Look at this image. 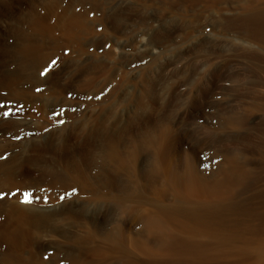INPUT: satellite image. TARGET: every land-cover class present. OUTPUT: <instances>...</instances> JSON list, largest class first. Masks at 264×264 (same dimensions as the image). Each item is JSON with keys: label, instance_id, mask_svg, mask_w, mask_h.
<instances>
[{"label": "rangeland", "instance_id": "obj_1", "mask_svg": "<svg viewBox=\"0 0 264 264\" xmlns=\"http://www.w3.org/2000/svg\"><path fill=\"white\" fill-rule=\"evenodd\" d=\"M250 1L0 0V229L18 202L47 214L32 228L45 264L83 258L74 236L103 239L117 224L133 255L150 260L131 242L150 205L85 198L135 194L138 184L153 200L165 187L171 201L170 166L182 191L196 170L204 185L189 194L204 199L231 168L241 172L229 201L196 224L200 255L164 252L159 264L249 262L237 250L264 238V36L241 18ZM107 152L127 162L114 176L120 160Z\"/></svg>", "mask_w": 264, "mask_h": 264}, {"label": "bare ground", "instance_id": "obj_2", "mask_svg": "<svg viewBox=\"0 0 264 264\" xmlns=\"http://www.w3.org/2000/svg\"><path fill=\"white\" fill-rule=\"evenodd\" d=\"M208 1H209L210 5L213 6V5H217V3H219V2L228 1V0H208ZM261 1L264 2V0H251L250 2H246L245 4L242 5L240 15H241L242 19L248 21L249 23L252 22V25L255 27L256 31L258 33L259 32L262 33L264 36V5H261ZM111 153L112 152H110V153L107 152V154H110V155L113 154V156H114V153H112V154ZM102 156H104V155H102ZM115 156H118V155H115ZM110 158H111V156H110ZM118 158H119V156H118ZM106 159H107V157H106ZM123 159H122V157L119 158L120 161L118 162V166L115 163L116 168L114 167V170L111 171L112 174L116 170L121 171V169H123V167L125 168V166H126L125 163H127V162L123 161ZM155 159H158V158H155ZM104 160H103V162H105ZM124 160H126V159H124ZM129 162L131 163V160ZM158 163H159L158 161L154 160L152 167L157 169V167L159 165ZM123 165H125V166H123ZM159 166H161V165H159ZM188 169H190V168H188ZM230 169L222 168L220 170V172L222 174L221 177L216 179L213 182V184L208 187L207 192H204L205 193L204 197H203L204 199H202V198L193 199V198H196V196L194 194L192 196H190V194H189V193H192V189H193V187H195L194 185H197V184L201 185V183H202V181H200L202 179L199 178L198 174L196 173V170L189 171L190 172L189 174L186 173L187 174L186 181L183 179V181H185L184 185H185L186 190L182 191L181 189L177 190L178 185L176 186L177 179H180V176H178L179 172L176 173L175 171L172 170V167H170V166L165 170V175H166V177H170V178L173 177V179H174V184L170 185V186H174V187H172V188H174V189H172L173 190V196L172 197H174V198L171 201H167V199H166V197H167L166 194L168 195V192H166L164 190L165 187L163 189L159 190L160 197L154 198V200H153L147 195V193H144V190H146V188H144L145 186L138 185V184H137L136 190H135V192L137 193V196L135 195L136 193L133 194L134 190L132 193H129L126 191V194L124 196L123 195L120 196V194H119V196H117L115 194L112 195V193L111 194L107 193V195H105V194H103V195L101 194L99 196L93 195L94 197H92L91 196L92 194H91L90 198L89 197L85 198V201H88L89 203H91V202L92 203H108L109 202V203H111V205L114 204L116 206H122V207L127 205V204H125V202L130 201V202H134L137 206H139V205H142V206L143 205H147V206L150 205L153 208L152 213L142 211L141 215H138V217L142 221L143 228H142V231L139 232V236L136 237L137 239H134L133 241H131V242H133V244L139 246V249L141 248V251L144 254L150 255V260L140 258L138 256L136 257L133 255V250L126 243L127 241L126 242L124 241L127 234L125 232L123 233V229H122L121 225L117 224V226H115L116 231H112V233L106 235V237H104L103 239L101 237H99V234H96L97 233L96 231L94 232L92 230H90V231L88 230V231H85L84 234H79V235L74 236V241L78 244L79 251H81L82 255L84 254L85 256L83 258L73 256V259L70 261V264H159V259H161V258H159V256L161 254H163L164 252L171 253V255L172 254L173 255L189 254L193 258L198 257V255H200V252H202V248L205 247V246L202 247V242L206 241V240L201 241V239H199L198 236H201L202 233L205 236L206 232L204 229L202 230L201 227H200L201 229H199V227L196 224H201L205 227L206 221H204V219H203L204 211L207 210V213L212 212L215 208L223 207L226 204V202L229 201L227 199H230V196L232 195V189H230V188H233L231 186V184L235 183V180L240 177L239 174L241 172L240 170L238 171L236 169H234V170H230ZM128 172H130V171H128ZM160 172H161V170H160ZM186 172H188V170ZM235 172H237L236 173L237 177L235 176V178H234ZM112 174H108L106 177L110 178ZM188 175H189V177H188ZM113 176H114V174H113ZM84 179H86V178L83 177V181L78 179L83 184L82 185L83 187H85L84 184L86 181ZM78 180L76 182H78ZM111 180H109V184H111L110 183ZM167 180L168 179H166V183H167ZM169 181H168V183H169ZM87 182L88 181H86V183ZM129 182L130 181H128L127 183H129ZM171 182H173V181H170V183ZM206 182L207 181H205V183ZM81 183H79V184H81ZM113 184L114 183H112V185ZM232 185H235V184H232ZM66 188L67 187H65V189ZM127 188H128V186H127ZM127 188L125 185L124 189H121V190L124 191V190H127ZM62 189H63V186H62L61 190H59V192L63 191ZM182 189H184V188H182ZM222 190L224 192H222ZM131 191H132V189H131ZM179 191L184 192L183 195H182V193H179ZM202 191H204V190H202ZM205 191H206V189H205ZM63 193H61V194H63ZM82 193H83V191H82ZM154 194H156V193L154 192ZM198 195L199 194H197V196ZM193 196H195V197H193ZM30 206L31 205L21 204L18 202H11L9 204V208L7 211V219H8L6 221L7 223L4 224V227L2 229H0V251L2 253V255H1V262L2 263H0V264H45L42 260H38L36 258V251H35V249H33V245H32L33 241H34L32 228L34 226L36 227V224L40 223L39 221H41V222L45 221L44 219H46L47 214H45V212L37 213L36 211L33 210L34 208L33 207L31 208ZM123 209L125 210V213H127V215L129 216V215H132L135 208H134V206H132V207L130 206V207H124ZM36 210H38V209H36ZM182 217L187 218L185 221L186 223H183L182 220H181V222L179 221L180 219H182ZM161 218H164V220L166 219V222L165 221L161 222V220H162ZM173 220L177 221L176 224H174V226L177 225L176 228L174 227L175 229H171L172 224L174 223ZM170 222L172 223V224H170L171 228L168 226ZM193 222L195 224H193ZM190 223L193 225H196V226L192 227V225ZM209 224H210V222H209ZM212 227H213V224H212ZM215 229H217V228H214V230ZM219 229H221V228H219ZM206 230H207V228H206ZM210 230H211V228H210ZM210 232L208 234L211 236V234H213V233H210ZM124 234H126V235H124ZM208 234H206V235L209 236ZM218 234H221V233H218ZM217 237H220V236H217ZM221 238L222 237H220V239ZM212 239H214V236H212ZM225 241H227V240H225ZM150 242H155V244L158 247L157 248L156 247L150 248V246H149ZM222 242L224 243L223 239H222ZM209 244H211V243L209 242ZM231 245H233V244H231ZM241 245H242L241 248H239L237 250V252L239 251L238 254L246 257L247 260L250 259V261L247 262L246 264H264V238H260L256 242V244H252L250 242V240H246L244 242V244H241ZM230 247H232V246H230ZM154 248H156V249L154 250ZM218 249H220V248H218ZM26 253H28V254L26 255ZM223 257H224V254H223ZM227 260H225V261H227Z\"/></svg>", "mask_w": 264, "mask_h": 264}]
</instances>
